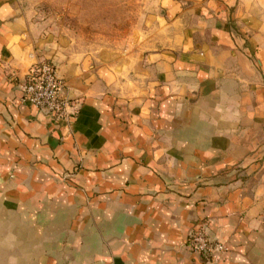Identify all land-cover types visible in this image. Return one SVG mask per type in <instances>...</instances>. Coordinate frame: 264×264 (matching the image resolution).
<instances>
[{
    "label": "crops",
    "instance_id": "1",
    "mask_svg": "<svg viewBox=\"0 0 264 264\" xmlns=\"http://www.w3.org/2000/svg\"><path fill=\"white\" fill-rule=\"evenodd\" d=\"M47 2L0 0V264H211L201 224L218 264H264V0H148L125 49ZM45 60L65 119L24 100Z\"/></svg>",
    "mask_w": 264,
    "mask_h": 264
},
{
    "label": "rangeland",
    "instance_id": "2",
    "mask_svg": "<svg viewBox=\"0 0 264 264\" xmlns=\"http://www.w3.org/2000/svg\"><path fill=\"white\" fill-rule=\"evenodd\" d=\"M48 1L50 0H43ZM60 1L57 3L60 5ZM75 5V17L71 23H67L65 19V7L61 8H42L43 12L47 15L50 12H59L64 14V18L61 20L62 25L65 27H74L75 31L83 34L87 33L89 42L95 46L105 45L106 47H116L118 49L127 48L132 42L130 40V28L131 26L140 34L145 29V25L142 22V16L145 14V7L148 0H76ZM84 1V3H82ZM156 0H150L151 5ZM44 6V5H43ZM84 6V7H83ZM156 7V4H154ZM154 10V8H153ZM264 10V9H263ZM258 14V9L255 8ZM261 12V9L259 10ZM263 13V12H262ZM137 15V22L134 20V24H131L130 17ZM256 14V13H255ZM263 23L258 29V25L254 28L251 25L249 32L250 47L257 50L263 43L264 37V18L260 17ZM137 23V24H135ZM257 47V48H255Z\"/></svg>",
    "mask_w": 264,
    "mask_h": 264
},
{
    "label": "built area",
    "instance_id": "3",
    "mask_svg": "<svg viewBox=\"0 0 264 264\" xmlns=\"http://www.w3.org/2000/svg\"><path fill=\"white\" fill-rule=\"evenodd\" d=\"M22 90L24 100L36 109L55 119L67 118L70 102L63 96V84L52 61L45 60L35 65ZM186 245L211 264L220 263L229 252L227 244L209 237L205 224L189 235Z\"/></svg>",
    "mask_w": 264,
    "mask_h": 264
}]
</instances>
